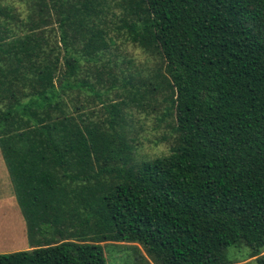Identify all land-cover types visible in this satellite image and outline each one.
<instances>
[{
	"label": "trees",
	"instance_id": "obj_1",
	"mask_svg": "<svg viewBox=\"0 0 264 264\" xmlns=\"http://www.w3.org/2000/svg\"><path fill=\"white\" fill-rule=\"evenodd\" d=\"M9 1L23 4L18 35L31 45L2 42L0 136H18L10 123L28 120L41 146L25 167L15 154L23 155V141L7 151L0 141L26 236L37 237L27 238V249L0 253V264H106L103 243L118 242L139 245L153 264H231L227 247L264 264V0H126L130 19L118 28L161 58L169 88L158 120L171 116L178 136L166 162L135 166L115 128L143 94L153 98L155 83L139 85V71L121 75L119 92L106 99L116 78L105 83L95 67L105 50L88 47L100 31L89 27L83 37L72 21L67 32L61 0L53 50L43 0H0L4 22ZM69 1L74 14L96 16L98 0ZM15 81L26 94H2ZM65 91L83 92L97 109L75 103L79 111L53 136L39 117L63 113Z\"/></svg>",
	"mask_w": 264,
	"mask_h": 264
},
{
	"label": "rangeland",
	"instance_id": "obj_2",
	"mask_svg": "<svg viewBox=\"0 0 264 264\" xmlns=\"http://www.w3.org/2000/svg\"><path fill=\"white\" fill-rule=\"evenodd\" d=\"M43 2V5H46L48 8L44 12L45 17L49 21L52 20L50 26V28H52L51 34L48 33V27L44 30L47 31L46 37H50L47 39L48 43L53 45V50H55L58 45V32L54 22L58 16L55 7L57 3L60 6L61 0H52V4L49 3V0H43ZM70 3L69 0H63L61 4L62 10H66L71 19L67 25V32L70 33L74 29L72 21L78 26L79 35L83 37L88 35L89 27H92V31L94 28L100 31L99 35L93 39V42L88 43V47H93V50H99L100 48L101 50L103 48L105 50L102 55V61L100 62L103 66L100 67L99 64L95 66L98 73L100 72L99 75L106 81L105 83L109 85L111 83L110 78L113 76L116 78L115 86L112 88L113 92L111 91L106 99L114 98V94L119 92L118 84L120 83L121 75L139 71L140 75L143 77V79H138L140 81L139 85L143 84V80V82L146 83L148 79H151L155 83V94H151L153 98H150L149 94H143L144 99L135 105L136 109L132 108L127 110L126 115L122 118L124 123H120V125L117 124L115 128V130H120L125 133L131 146L129 151V163L135 166L141 162H166L168 156L178 144V136L171 130L173 127V118L169 116L163 120H158L162 103L160 98L163 95H167L165 93L169 86L164 76L160 74L162 73V60L156 51L150 52L151 49H144L131 43L128 41L125 32L118 28V23L121 19H130L126 14V0H98V8L94 18L89 15L74 14L71 10L73 4L71 5ZM4 4L8 7L10 6L9 9L13 14L10 18L7 17L9 20L5 22L0 17V51L4 47L2 44L6 41L17 46V39H20L18 34L23 35L20 33L18 18H20L19 16H23L25 12L23 4L20 2L9 1L4 2ZM24 30L28 32V28L25 27ZM13 36L16 37L12 39ZM74 37L77 38V36ZM20 41L21 44L19 46L23 48H29L31 45L23 38L20 39ZM72 44L85 50V47L82 46L83 42L78 39L73 40ZM0 53H2V51ZM60 63L61 62H57L58 65ZM81 65L83 67L86 66L87 63H82ZM57 68L59 69V67ZM52 70L55 74V65H53ZM38 73L36 72L35 74L37 75ZM82 75H84L83 72H80V74L77 73V78ZM15 82L16 84L13 82L10 88L2 85V87H4L2 94H14L15 96L16 94H26V85H23L21 88L18 86V81ZM52 82L54 85L57 84L54 75ZM62 94L63 113L59 111L55 113V111L52 110L48 112L47 115H39L41 116L39 120L42 124L49 123V133L53 136H57L58 131L62 129L58 128V124H62V122H60L62 119L72 118L75 113L79 111L74 108L75 103L81 104L80 106L82 107L88 106L97 109L93 104L86 103V94L83 92L77 94L76 91H65ZM94 102L97 107H99L97 101ZM9 126L19 128L15 134L18 136H14L12 133L7 132L5 135L0 136V141L3 143V148L6 149L5 151H7L10 150L9 148L20 145L21 139L23 145L19 148L24 150L23 155L18 152L15 154L18 155L19 160L24 163L26 167L28 166L27 163L31 164L35 160L32 154V147L41 146L38 142V139H40L39 135L37 134L35 136L33 131L36 126L32 128V124L28 120L23 122L13 121ZM6 138L9 139L7 143L4 141ZM0 158L2 159L1 153ZM94 168L95 167L91 165V169ZM7 176V170L5 165H3V169L0 170V182H3L2 184L4 185L0 187V253L27 249L29 246L27 238L34 242L37 239L36 236H26V227L14 198L12 184ZM80 185L86 190L96 186L94 182H81L78 186ZM61 199V203H63L64 198ZM62 208L67 209V205L64 204ZM69 208H71V204L68 210ZM103 247L105 250L106 264H153L148 257H146L142 248L135 243H103ZM226 255L227 258L232 261L231 264H253L252 259L245 257L244 248L227 247Z\"/></svg>",
	"mask_w": 264,
	"mask_h": 264
},
{
	"label": "crops",
	"instance_id": "obj_3",
	"mask_svg": "<svg viewBox=\"0 0 264 264\" xmlns=\"http://www.w3.org/2000/svg\"><path fill=\"white\" fill-rule=\"evenodd\" d=\"M3 161H2V159L0 158V170H2L3 169ZM8 177V176H7ZM3 182H0V187L3 185L2 184ZM4 186V185H3ZM0 201H1V199H0Z\"/></svg>",
	"mask_w": 264,
	"mask_h": 264
}]
</instances>
